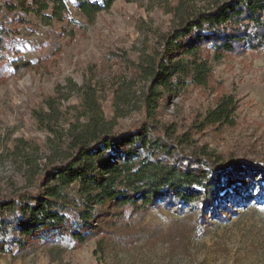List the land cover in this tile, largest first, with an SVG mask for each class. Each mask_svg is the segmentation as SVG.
Wrapping results in <instances>:
<instances>
[{
    "label": "rangeland",
    "instance_id": "rangeland-1",
    "mask_svg": "<svg viewBox=\"0 0 264 264\" xmlns=\"http://www.w3.org/2000/svg\"><path fill=\"white\" fill-rule=\"evenodd\" d=\"M212 1L116 0L92 22L70 3L67 19L49 25L19 13L33 21L26 26L17 24V15L7 8L16 0H0V20L17 31L15 49L33 63L19 71L10 67L0 85V192L35 190L44 165L65 155L70 127L86 121L83 93L89 86L96 90L113 132H124L142 119L146 83L122 86L132 78L125 61L141 62L152 51L159 35L175 24L177 6L206 8ZM16 57L6 51L4 62ZM212 63V87L190 86L179 96L167 97L160 120L173 125L176 136L186 134L190 147L220 162L264 164L263 48ZM223 92L239 100L237 123L204 125L215 96ZM251 192L255 197L232 204L231 213L224 210L233 202L227 198L223 215L211 219L208 229L195 227L197 211L184 216L162 208L143 220L148 240L142 238L131 248L112 237L100 253L95 239L73 249L70 240L61 238L21 252L16 259L7 253L0 264H16L17 259L21 264H264V182H256Z\"/></svg>",
    "mask_w": 264,
    "mask_h": 264
},
{
    "label": "trees",
    "instance_id": "trees-1",
    "mask_svg": "<svg viewBox=\"0 0 264 264\" xmlns=\"http://www.w3.org/2000/svg\"><path fill=\"white\" fill-rule=\"evenodd\" d=\"M115 2L16 0L7 8L17 15V24H33L22 13L49 25L67 19L70 3L92 22ZM182 6L175 8V24L159 35L157 45L141 62L125 61L132 78L123 80L122 86L146 83L143 118L124 132H113L96 90L89 86L83 93L86 121L70 127L65 155L44 165L35 190L0 192V254L16 259L21 252L61 238L70 240L73 249L95 239L100 253L112 237L131 248L147 238L142 223L152 211L166 208L184 216L197 211L195 227L208 229L211 219L223 215L227 198L233 202L224 210L231 213L232 204L255 197L251 186L264 182V164L243 159L220 162L190 147L186 134L176 136L174 126L159 117L167 97L179 96L190 86L212 87L213 60L264 48V0H213L206 8ZM16 33L0 20V85L6 82L10 67L19 71L33 66L15 49ZM6 51L17 57L4 62ZM238 107L234 94L220 93L203 123L234 126Z\"/></svg>",
    "mask_w": 264,
    "mask_h": 264
},
{
    "label": "crops",
    "instance_id": "crops-1",
    "mask_svg": "<svg viewBox=\"0 0 264 264\" xmlns=\"http://www.w3.org/2000/svg\"><path fill=\"white\" fill-rule=\"evenodd\" d=\"M7 254H0V259H3V260H5L6 259V257H4V256H6ZM16 264H21V261L19 260V259H17L16 261H14Z\"/></svg>",
    "mask_w": 264,
    "mask_h": 264
},
{
    "label": "built area",
    "instance_id": "built-area-1",
    "mask_svg": "<svg viewBox=\"0 0 264 264\" xmlns=\"http://www.w3.org/2000/svg\"><path fill=\"white\" fill-rule=\"evenodd\" d=\"M263 53H264V48H263Z\"/></svg>",
    "mask_w": 264,
    "mask_h": 264
}]
</instances>
